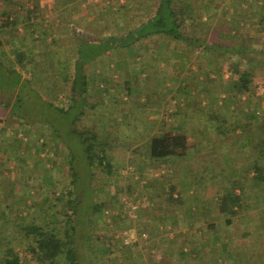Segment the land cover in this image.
<instances>
[{
    "label": "trees",
    "instance_id": "obj_1",
    "mask_svg": "<svg viewBox=\"0 0 264 264\" xmlns=\"http://www.w3.org/2000/svg\"><path fill=\"white\" fill-rule=\"evenodd\" d=\"M112 1L113 0H111V2ZM145 1L147 3L140 6V1L139 3L133 0H125L122 4L119 0H116L117 4L120 6V10L118 9L117 12L115 11V14L120 15L123 11L125 12L127 10L126 12H128L130 9L134 11L131 12L133 15V18L131 17L133 20L132 24L121 22L127 17L126 12L120 17L112 16L111 13L107 15V19L117 28L115 30H119V32L117 31L118 33L116 32L113 33V35L107 36L103 35L97 40H93L92 37H89L90 28L93 24L91 23V19L87 24L88 27L84 31L83 36L73 35L53 39L49 44V50L45 44L46 38L42 41V39H30L28 36L21 38L16 36L17 24L14 18L11 19V15H8V18H2L0 20L1 30L9 31L5 41L0 39V56H2L0 57V91L11 89L13 94H18L14 105L8 111V113H11L9 120L18 121L20 123L19 128L25 126L28 129H32V126H30L32 123L27 120L23 114V111L28 109L24 103L27 102L26 100H29V103L33 101L34 104L41 109V113H58L60 117H64L68 113H78L71 122L72 127L69 132L80 141L79 145H81L82 151L84 147V153L88 167L92 170V175H96L97 170L106 171L109 175H111L113 171L112 165L106 157V148L109 142L103 137V128L100 127V121L93 122L92 124V119L95 116L94 114H96L93 112L98 108V105L93 102L91 92L94 89L97 90L100 77L98 78V73L91 71L93 69L90 68L97 65L105 57L113 58L116 55L119 60L115 59V64L117 69H120L123 68V66H128L127 63H124L128 60V55L126 54H135V59L143 56L144 61H142V63H144L148 60H155V58H146L145 56L147 54L159 53L166 47L167 50L181 53L183 56L181 57V61L186 63L187 59L185 58L189 57V59H191L199 53L201 54L199 58H202L197 63L199 74L207 78V80H211L208 79L210 76L209 72L215 70V72L218 73L217 77L219 80H222V65H224V59H219V56L215 55V52L222 46H226L228 53L231 55L230 58L234 56V59L237 58L236 60L239 61L234 65L232 61H229L231 65H233L227 70V72L233 75L232 82L229 84L230 92H226L228 87L222 85V91L229 93V99L232 100H234L233 98L237 94L253 97L255 79L263 74L260 69L261 66H259L260 63H257L253 59L249 61L247 51L234 45V40L243 38L241 30L244 29L245 26L242 25L246 24H248V27L256 25L258 29L257 33L264 34V0H262V5L260 6L257 0H221V2L227 1L230 3L227 7H224L225 10L222 11L221 15H231L232 23L225 22V25H230L232 33L234 32L233 35H228L226 32H223L224 38H221V40L227 39L224 42H219L220 39L217 37L218 33H221L219 26L216 25L213 27V32L215 34H209L208 31H205V29L207 30L210 28L213 22L216 21L214 14L217 13L216 10L219 9V4H217V2L220 0ZM258 1L260 2L261 0ZM214 4L217 6L215 7ZM244 4H247L249 9H243L242 5ZM251 8L254 10L252 11ZM242 12H246V16L247 14H249V16H244L245 13L242 14ZM211 16L215 19L210 18ZM94 19L98 20L96 17ZM255 32L256 31L253 32L252 28L247 32L251 34L249 35L251 36V40L257 38L258 35H255ZM38 40L41 41L40 44H38ZM244 41L243 39V42ZM9 45L10 49L7 50L6 47ZM179 48L180 50H178ZM242 48H244V46ZM131 50L132 52H130ZM138 52H141L142 55H139ZM209 53H212L215 59L217 58L216 62L218 63L212 69ZM184 55H186V57H184ZM130 56L132 57V55H129V57ZM12 58H14L13 62L10 61ZM4 59L8 62H3ZM166 60L173 61L171 57L166 58ZM242 64L243 67H241ZM209 69H211V71H209ZM174 70L179 69L176 66ZM182 70L183 69L179 71ZM3 79H5L6 83L8 82L9 85L2 86L1 83H5ZM205 83H208V81ZM188 85H191V83ZM20 87L24 91L29 88L33 96L20 95L18 90ZM131 88L129 85L127 86L128 90H131ZM220 97L221 95L218 96V99ZM220 100L226 101L227 97L223 95ZM40 102H43V106H40ZM215 103H217V100H215ZM255 107L257 108L255 105L254 108H252V110H254L252 113H244L243 117L240 116L235 118L232 123L229 122V119H220L218 117L219 114L217 115L214 113L209 114L208 117L204 119V123L207 124L215 121L218 125L214 133L216 135L215 138L224 139L225 137H229V134L232 133V137L237 138L232 144V150L241 145V142H243L244 145L250 144V141L248 143L244 137H246L247 131H251L250 134L253 143H255L256 140H258V143L257 147H251V151L248 153L250 154L248 155L249 158H251L254 163L251 167H248L249 171L247 176L253 174L252 178L255 180L256 185H258L257 187L261 186L264 188V122L257 116L258 114ZM5 110L7 109L5 108ZM183 110L187 111L188 109L185 108ZM195 111L189 110L185 112V117L189 118L190 114L194 117L193 114L197 112ZM165 116L166 117L162 119L160 123L161 125L157 127L159 130H164L165 133L161 136L156 135L151 137L148 145L146 143L144 154H142L143 160H141L145 164L148 162H150V164L146 165L147 167L144 168V170H142L143 168H138L141 170L138 174L140 175L141 172L142 174L144 172H146V174L150 172H153V174L162 173V170H160L161 168L170 169L174 173L176 172L175 164L184 163L182 165L180 177L185 182L183 184L173 183L171 186L169 185L168 190L160 195V199L163 209L169 208V211H167L169 213L164 217L172 219L173 223L176 220L175 227L177 231L179 230L177 238L181 237L185 246L195 248V242L190 241L188 237H184L183 230L179 224L184 220H181L182 217H185L184 210L190 208L188 204L194 202V206L197 208L199 207V204L196 203L198 197H196V194L192 195L191 191L194 190V188L196 189V186L200 184V182H204V179L198 177V170L191 168V163L189 164L193 146L189 143L188 131L179 124L177 127H172L167 130V122L172 114L165 113ZM198 117L199 119L197 121L199 122L200 115H198ZM44 125L47 129L49 127L47 131L50 140H55L57 144H62L63 152L71 156L68 160L70 163L69 175L65 178L64 183L54 184L51 195L48 193L45 196V208L40 218H36L28 212L27 209L31 208L27 205L29 198L25 199V205L23 208H20L18 213L14 215L10 212L9 217L10 219L13 218L11 222L13 229L12 235L16 245L14 246L12 243L7 245V243H4L7 242L8 239L10 240V234L8 237L0 234V246L2 244L5 246L0 249V264H84L77 246L81 230L86 234H91L93 240H97L100 244L102 243V248L104 249L102 254L108 258L117 257L119 252H111V247L116 242H118L122 248L125 247L126 249L137 245L132 242V244L125 246L123 232L127 231L131 233V231L134 230L133 225L135 222L139 221L141 211L144 209L143 205L144 202H146V197H143L142 193H137V191H135L139 185L124 189L125 196L119 203L122 207L121 211L115 213L112 208V215L107 216L109 221L106 226L104 225L105 236H100L102 231L98 221H100V217L103 216L105 210L108 212V210H111V205L114 206L118 204L117 201L108 202L107 204L105 202L95 203L92 205V209L87 213L88 217L84 218L85 215H83L82 221L86 223V225L83 227L78 226L77 221L82 202L77 198L75 192L78 175L74 168L76 160L72 155L73 145L78 141L73 140L71 137L69 141L55 121L48 120ZM242 127L244 128L241 132V136H239L237 135V129ZM7 133L8 131L0 137V159L4 158L5 155L9 158L16 156L12 144L14 145L17 139L9 137ZM254 134L256 136H254ZM201 137L204 141V134L200 132L197 134V138L201 139ZM239 138L242 139L241 142ZM261 138L262 140H260ZM43 146L46 147L45 144ZM173 158L179 159L180 161ZM166 176L169 175L165 174L161 177L166 179L168 178ZM25 186L30 187L28 183H25ZM242 188V185H233L232 187L226 188L224 191L225 194L219 203V211L223 215L229 217L227 224L232 223L231 217L237 216L242 207L241 203L244 196H241L242 193L241 195L236 193L237 189L243 191ZM126 194H129V196H126ZM186 195L189 196L187 200L185 199ZM164 197L165 202L163 203ZM154 199L156 201V197H151V201H154ZM126 202H131L135 205L136 209L132 211V213L136 215L135 218L131 216V209L127 207ZM186 205L187 208L185 209ZM6 211L5 209V212ZM5 212L4 210L2 212L0 211V229H3L2 227L6 225L3 218L5 217L3 216ZM165 212L164 215H166ZM58 213H61L65 220L62 222L58 220L59 222H57V225L53 226V223L56 224L57 220L55 216H57ZM85 213L86 211H84V214ZM125 223H127V226H125ZM88 224L95 225L98 228H89L88 230L86 229ZM137 227L140 237L144 238V236H146V233L143 232L145 228L142 227L141 224L137 225ZM217 227L218 226L215 224H212L208 227V231L216 230ZM216 234V232L209 233V236H211V238L215 237V240L219 241L222 235L219 233L220 235L217 236ZM203 236L204 235L200 238ZM262 236H264V233L263 235L259 234V237ZM102 238H104L103 242ZM206 238L207 240H211L208 236H205V239ZM203 248L200 247L199 249L204 251ZM214 250L216 252V258L214 259L217 260L221 253L225 254L226 248L221 246ZM235 251L238 250L235 248ZM93 252L95 254V251ZM180 254L182 256L185 255L182 250Z\"/></svg>",
    "mask_w": 264,
    "mask_h": 264
},
{
    "label": "rangeland",
    "instance_id": "obj_2",
    "mask_svg": "<svg viewBox=\"0 0 264 264\" xmlns=\"http://www.w3.org/2000/svg\"><path fill=\"white\" fill-rule=\"evenodd\" d=\"M87 1L88 0H84V2ZM96 1L97 2L94 4L87 5L88 9H92V12L94 13L91 22L94 25V29H90L89 35L93 40H97L103 35H113V33H116L117 31L119 32V30H115L117 28L113 26V23L107 19V15H110L111 13L112 16L120 17L127 11H123L120 15L115 14L120 6L117 4L116 0H113L112 2L109 0L110 3L108 6L110 9L107 8V11L104 10L103 12H99L100 16H96V19H100L98 22L94 19L96 11H98V9L100 10V7L106 3V1ZM119 1L122 4L125 2V0L124 2L122 0ZM133 1H140V6L147 3L145 0ZM92 2H95V0H92ZM217 4H219V9L216 10L217 13L213 11L215 13L214 17L216 18V21L213 22L210 28L207 30L205 29V31L212 34L214 33L213 27L217 25L219 26L221 33L226 32L228 35H233L234 32L232 33L230 25H225V22L230 23V20L226 21L230 16L221 15L222 11L225 10L224 7H227L230 3L227 1L221 2L220 0ZM214 5L215 7L217 6L216 4ZM131 12L134 11L130 9L126 12L127 17L121 21L122 23H133V15ZM214 17L211 16L210 18ZM248 28H252L253 32L257 29L256 25ZM256 32L254 33L255 35ZM244 34L249 35L248 33ZM242 39H235L234 45L247 51L249 61L253 59L257 63L259 62V66H261L260 69L263 72V76L259 75L255 79L253 97L237 94L234 96V100H232L229 99V93L222 91V85H225L228 87L226 92H230L229 84L232 82L233 75L227 72V70L229 67L239 62L236 60L237 58L234 59V56H232L233 58H230L231 55L228 53L226 46H222L215 52L216 54L214 53L219 56V59H224V65H222V80H219L217 77L218 73H216L215 70L209 72L210 76L208 79L211 80H207V78L199 74L197 63L202 59L199 58L201 54L198 53L197 56H195L198 58H185L187 59L185 63L184 61H181V57H183L181 53L178 51L173 52L172 50H167L166 47H164L159 53L155 52L145 56L148 59L155 58V60H148L147 62L142 63V61H144L143 56L135 59V54H126L128 55V60L124 63H127L128 66L122 65L123 68L117 69L115 59L117 60L118 57L115 55L113 58L105 57L97 65L90 68L93 69L91 71L98 73V78L100 77L97 90L94 89L91 92L93 102L98 105V108L93 112L96 114H94L95 116L92 119V124L93 122L100 121V127L103 128V137L109 142L108 147L106 148V157L112 165L113 171L111 175L103 170H97L96 175H92V170L88 167L84 147L82 151L81 145H79L80 141L70 134L69 130L72 127L71 122L78 113H68L64 117H60L58 113H41V109L36 106L33 101V103H29V100H26L27 102L24 103L28 109L26 111L24 110L23 114L27 120L32 123L30 125L32 126V129H28L25 126L19 128L20 123L15 120H9L11 113H8L14 105L18 94H13L11 89L0 91V105L2 108H0V137L8 131L7 134L9 137L17 139L16 143L14 145L12 144L16 156L9 158L5 155L4 158L0 159V211L2 212L4 210L5 212V209L7 210L4 213L5 215H3L5 216L3 218L6 227L3 226V229H0V234L7 237L10 234L11 236L10 240L8 239L7 242L4 243H7V245L10 243L14 246L16 245L12 235L13 229L11 222L13 218L10 219V212L14 215L18 213L20 208H23L25 205V199L29 198L27 205L31 208L27 209L28 212L30 215L40 218L45 208V196L48 193L51 195V190L54 184L64 183L65 178L69 175L70 163L68 160L71 156L68 153L63 152L62 144H57L55 140H50L47 131L49 127L48 129L47 127L45 128V122L48 120L55 121L68 140L71 137L73 140L78 141H74L76 143H74L75 145H73L72 150V155L76 160L74 168L78 175L75 192L77 198L82 202L79 209L80 213L77 225L82 227L86 225V223H83L82 221L83 215H85L84 218L88 217L87 213L92 209V205L95 203L105 202L107 204L108 202L117 201L118 204H115L114 206L111 205V210H108V212L105 210L103 216L100 217V221H98L102 231L100 236L103 237L105 236L104 228L109 221L107 216L112 215V208L115 213L121 211L122 207L119 203L125 196L124 189L133 186L137 171H141L138 169V165L143 163L142 154H144V147L146 143L148 145L151 138L150 134H153V130H158L157 127L161 125L160 123L162 120L159 119L154 123L155 120H150V117H156L158 114L161 115V113L168 114L171 109L175 110L177 108V113H174L173 115H179L176 119L181 117L183 118V121H177L174 122V124L178 123L188 131L189 143L193 146L189 164L191 163V168L198 170V177L204 179V182H200V184L196 186V189L194 188V190L191 191V194H196V197H200V187L207 184L209 178L214 177L217 179V177H219L226 183L227 188L232 187L233 185H242L243 191L240 189L242 193V195H240L244 196L239 214L231 217L232 223L233 221L237 223L234 226L231 225L232 223H221L220 219H214L211 222L218 226L217 231L212 230L207 231V233H203V231L198 232L193 229L191 230L188 224L189 218L185 216V213V217L181 218V220H184L179 226L183 230L184 237H188L190 241H194L195 243L198 240H203L205 242L210 241L207 240V238L205 239V236L207 237L209 233L216 232L217 236L221 234L222 238L218 242L226 243L231 241L234 251L229 247V249L225 251V254L221 253L217 260H215L216 252L213 248L208 247L204 251L198 250L197 247L189 248V246L184 245L181 237L177 238L179 230L177 231L172 219L170 220L165 217L163 222L157 221L153 218L155 214L150 211L151 214L146 217V222H139L140 224L142 223L141 226L145 228L143 232L146 233V236H144V238L140 237L138 233L139 226H135L136 228H133L134 230L129 234L132 242L137 245L129 249L124 247V249L118 242L114 243L116 246L113 245L111 247V252H119L115 258H108L103 255L102 253L104 249L102 248V243L100 244L97 240H93L91 234H86L81 230L77 246L82 261L84 264H135L134 261L137 262L139 258L142 257L146 260V263L144 262L145 264H215V262L216 264H264V257H260L258 260H256V256V258L252 257L254 255V250H250L245 246L239 250L241 246L249 240L256 241L264 239V236L259 237V234L263 235L264 228L262 231L257 232L255 235L256 238H252V234L249 231H240V227H245L246 224H242L243 226L238 225V221L250 212L248 210L249 206L255 205V202L257 201L259 202V199L256 200L251 192L253 190L257 192L258 190L259 192L264 193V188L261 186L257 187L258 185L254 184L256 183L255 180L251 176H247L249 171L248 167H251L254 163V161L249 158L248 155L250 154L248 153L251 151V147L254 146H250L249 144L244 145V143L241 142L242 139L239 138L242 147L239 145L232 150V144L237 139L232 137V133L229 134V137H225L224 139L215 138L216 135L214 133L218 125L215 121L207 124L204 123V119L208 117L209 114L213 113L217 115L219 114L218 117L220 119H229V122L232 123L235 118L240 116L243 117L244 113H252V111H254L252 108H254L255 105L257 106V108L255 107L258 114L257 116L264 122V41L261 38H255L252 40L250 38H244L245 41L243 42ZM225 40H220L219 42H224ZM243 46L244 48H242ZM178 50H180V48ZM130 52H132V50ZM138 53L139 55H142L141 52ZM209 54L212 69L218 63L216 62L217 58L215 59L212 53ZM129 55H132V57H129ZM170 57L173 61L166 60V58ZM184 57H186V55H184ZM10 61L13 62L14 58ZM229 61H232L233 65H231ZM3 62L6 63L8 61L4 59ZM176 66L179 70H183H174ZM241 67H243V64ZM211 69H209V71H211ZM3 80L5 83L2 82V86L9 85L8 82L6 83L5 79ZM132 81L134 83H132ZM206 81H208V83H205ZM189 83H191V85H188ZM128 85L130 88L132 87L131 90L127 89ZM206 89H208V91ZM18 90L20 95L33 96L29 88L24 91L20 87ZM208 92L211 93L208 95ZM219 95H221V97L225 95L227 100L221 101V97L218 99ZM215 100H217V103H215ZM41 105L43 106V102H40V106ZM5 108L7 110H5ZM185 108L188 109L187 111L196 110L197 112L195 111L196 113L193 114L194 117L190 114L189 118H186L185 112L187 111L183 110ZM198 115H200V124L197 121L199 119ZM164 117L166 116L164 115ZM243 128L244 127L237 129L240 132V134L237 135L241 136ZM200 132L201 134H204L203 138L205 141L202 140V137L201 139L197 138V134ZM247 132L250 133L251 131ZM209 135H211V137H209ZM254 136L256 135L254 134ZM250 137V135L244 137L248 143L252 140L249 139ZM207 140H209L210 143L207 142ZM260 140H262V138ZM201 141H203V143ZM44 144L46 147L43 146ZM175 160L180 161L179 159ZM130 166H133L134 168H129ZM160 170L164 171L166 175L168 174L169 176H166L168 178L163 179L161 177L165 175L164 173H154V175H158L156 178L148 175V187L146 186L147 184L138 183L143 188L137 189V193H143L142 196L146 197L149 201V197L145 192L152 185L156 187L153 184V180L161 178L165 187L162 183L159 185L161 187L163 186L164 190L158 195H155V192L153 194L157 201L155 203L159 205L158 210H160L161 215L164 217L169 213L167 212L169 211V208L163 209L160 195L168 190L169 185L171 186L173 183L183 184L185 181L179 176L181 171L178 167L175 168L176 172L174 173L170 169L167 170L161 168ZM225 170L228 171V175H221V171ZM170 172H172V174ZM155 182L157 184V181ZM25 183H28L30 187H26ZM217 191L221 192L219 187L217 188ZM146 193L150 194L149 191ZM150 195H152V193ZM126 196H129V194H126ZM222 197H218V203H220ZM188 198L189 196L186 195L185 199L187 200ZM164 202L165 197L163 198V203ZM261 202L263 204L264 199H262ZM196 203L201 204L202 201L197 198ZM188 205L190 207L195 205V203L192 202V204L190 203ZM186 208L187 205L185 209ZM186 210L184 211L186 212ZM84 211H86L85 214ZM164 212L166 215H164ZM55 219L57 221L56 224H52L53 226L57 225V222L65 220L61 213H58L57 216H55ZM219 220L220 223H218ZM125 226H127V223H125ZM89 228L97 229L98 227L88 224L86 229L89 230ZM202 234H204V236L200 238ZM192 237L195 239L192 240ZM208 238L212 239L213 237L211 238V236H208ZM103 241L104 238H102V242ZM2 245L0 246V249L5 247ZM235 248L239 251H235ZM181 250L185 253L184 256L180 254ZM93 251H95V254ZM240 252H242V255H240ZM240 259L241 262H239Z\"/></svg>",
    "mask_w": 264,
    "mask_h": 264
},
{
    "label": "crops",
    "instance_id": "obj_3",
    "mask_svg": "<svg viewBox=\"0 0 264 264\" xmlns=\"http://www.w3.org/2000/svg\"><path fill=\"white\" fill-rule=\"evenodd\" d=\"M105 1H106V3H104L100 7V10L98 9V11H96V15L98 17L100 16V13H99L100 11L103 12L104 10L109 8V6H108V4L110 3L109 0H105ZM122 1L124 2V0H122ZM96 2H97L96 0H95V2H92V0H90V1L88 0L87 2H84V0H0V20L2 18H8V15H11L12 16L11 19L14 18V21H16V24H17L16 25V28H17L16 36H18L20 38L24 37V36H28L32 39H42V41L46 38L45 44L47 45V49L49 50V48H50L49 44L52 42L53 39H59V38L73 36V35L83 36V31H85L87 29V27H88L87 24L89 23V21L94 16L92 9H88L87 5L88 4H94ZM257 2H258L259 6L262 5V0L260 2L257 0ZM93 6H95V5H93ZM97 6H98V4H97ZM242 6H243V9H249V6L247 4H244ZM251 10L253 11L254 9L251 8ZM242 14H244V16H246V12H242ZM96 15H95V17H96ZM226 15L230 16L229 19H226V21L230 20V23H232L231 15L230 14H226ZM247 16H249V14H247ZM99 20L100 19H98L97 21L99 22ZM218 20H220V19H218ZM242 26H245L244 29L241 28L242 29L241 32L243 34L241 32H239V33H241L243 39L244 38H250L251 36H249V35H251V34H249V35L244 34V33H247L248 31H250V28H248V24L242 25ZM91 28L94 29L93 24H92ZM256 31H258V29H256ZM8 32H9L8 30L2 31L0 28V39L5 41L7 36H8ZM212 34H214V33H212ZM256 35H258L257 38H261L264 41V34H260L259 32L258 33L256 32ZM217 37L221 40V38L222 39L224 38V34L218 33ZM37 42H38V44H40L41 41L38 40ZM6 49L7 50L10 49V45L7 46ZM132 83H134V82L132 81ZM206 90L208 91V89H206ZM209 94H210V92H208V95ZM176 111H177V108L175 110L171 109L169 111V113H171L172 116L170 117L171 119H169V121L167 122V130L171 129L172 127L178 126L177 125L178 123L174 124V122L183 121V118H181V117L176 119V117L179 115H173L174 113H177ZM157 113H159V112H157ZM164 115H165V113H161V115L158 114L156 117L151 116L150 120H155L154 123H156L157 120L164 119L165 118ZM178 119H180V120H178ZM164 133H165L164 130H159V129L153 130V134H150L151 135L150 137H153L156 135L161 136ZM239 133L240 132L237 131V134H239ZM247 135L251 136L250 133L246 132V136ZM209 137H211V135H209ZM249 139H251V137ZM204 141H205V139H204ZM201 142L203 143V141H201ZM207 142H209V140H207ZM257 143H258V140H256L255 143H253V140H251L249 145L257 147ZM149 164H150V162H148L146 164L141 163L138 165V166H140L138 168L139 169L143 168L142 170H144V168L147 167L146 165H149ZM182 165H183V163L175 164V167H178L180 169V171L182 172V170H181L183 167ZM129 168H134V167L130 166ZM138 173L139 172L137 171V173H136L137 176L135 177L133 187L139 185L138 183L147 184L146 186L148 187L149 183L147 180V178H148L147 175H151L155 178L158 177V175L157 174L154 175L153 172H150L149 174H146V172H144L142 174V172H141V174H140L141 176ZM162 173H164V171H162ZM170 173L172 174V172H170ZM132 174H135V173H132ZM221 175H224V176L228 175V171H226V170L221 171ZM179 176H180V174H179ZM250 176L253 177V174ZM155 181H157V184ZM161 183L163 184L161 178L153 180V184L156 187H154L152 185L146 191V192L149 191V193L150 194L152 193V195L145 192V194H147V196L149 197L150 200L148 201V199H146V202H144V205H143L144 209H142V211H141L139 221L137 223L135 222V225H133L134 229L136 228L135 226H137V224H140L139 222H142V223L146 222V220H147L146 217L150 216V214H151L150 211H152L155 214L153 216V218L155 220L162 221V222L164 221L165 217H162L163 215H161L160 210H158L159 205L157 203H155L157 201H151V197H153L154 194L158 195L161 192H163V190H164L163 186L165 187V185L163 184V186L161 187L159 185ZM254 184H256V183H254ZM218 187L220 188L221 192L217 191ZM139 188H143V187L139 185L137 189H139ZM200 188H201V192H200L201 195H200V197H198V199H200L202 201V203L199 204L198 208L194 205L190 206V208H188L186 210L185 216L189 218L188 224H189L191 230L193 229V230L198 231V232L203 231V232L207 233V231L209 229L208 227L213 224L211 222L212 220L220 219L221 223H227V221L229 220L228 216L223 215L219 211V205H218L219 204L218 203V197L221 198L223 196L224 191L227 188V186H226V183L222 179H220L219 177H217V179L214 177L213 178L211 177L208 179L207 184L201 186ZM236 193L238 195H240L241 191L239 189H237ZM251 193H252V196L256 198V200L259 199V202L257 201V202H255V205L249 206L248 210L250 212H248L245 216H243L240 219V221H238V225L243 226L242 224H246L245 227L244 226L240 227V231H249L252 234V238H253V237H255L257 232L262 231V229L264 228V203L262 204V202H261V200L264 199V197H263L264 193L259 192L258 190H257V192H255V190H253ZM142 195H143V193H142ZM143 200L145 201L144 198H143ZM220 220L218 223H220ZM175 222H176V220H175ZM142 223H141V225H142ZM236 224L237 223L235 221H233V223L231 225L234 226ZM202 235H204V234H202ZM207 236H209V235H207ZM194 239L195 238L192 237V240H194ZM196 243H195L196 244L195 247H197L198 250H200L199 249L200 247H202V248L205 247L203 249L206 250V248H208V247L215 249L217 247L222 246L223 248H226V250L229 249V247H230V249L233 251L231 241H228L226 243H221V242L216 241L215 237L212 238L210 241H207V242H204L203 240L202 241L198 240ZM244 246L250 250H254V255L252 257L256 256L257 257V258L255 257L256 260L260 259V257H264V239L256 240V241L249 240L248 242H245L239 250H241ZM236 250H238V249L236 248ZM240 255H242V252H240ZM144 262L146 263V260L142 257L139 258V260L137 262L134 261L135 264H145ZM239 262H241V259Z\"/></svg>",
    "mask_w": 264,
    "mask_h": 264
},
{
    "label": "built area",
    "instance_id": "obj_4",
    "mask_svg": "<svg viewBox=\"0 0 264 264\" xmlns=\"http://www.w3.org/2000/svg\"><path fill=\"white\" fill-rule=\"evenodd\" d=\"M126 204H127V207L129 209H131V212H130L131 216L135 218L136 215L132 213V211H134L136 209L135 205L131 202H126ZM123 239H124V245L125 246L132 244V239L130 238V234L127 231L123 232Z\"/></svg>",
    "mask_w": 264,
    "mask_h": 264
}]
</instances>
